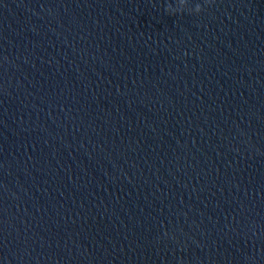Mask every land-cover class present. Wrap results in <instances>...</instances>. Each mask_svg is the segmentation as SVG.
Returning a JSON list of instances; mask_svg holds the SVG:
<instances>
[{"label": "clouds", "instance_id": "clouds-1", "mask_svg": "<svg viewBox=\"0 0 264 264\" xmlns=\"http://www.w3.org/2000/svg\"><path fill=\"white\" fill-rule=\"evenodd\" d=\"M187 4H188V0H176L175 6H173L172 4H168L166 7V11L170 14L181 13L185 11V9L187 8ZM194 11L199 13L201 11L200 6L197 5Z\"/></svg>", "mask_w": 264, "mask_h": 264}]
</instances>
